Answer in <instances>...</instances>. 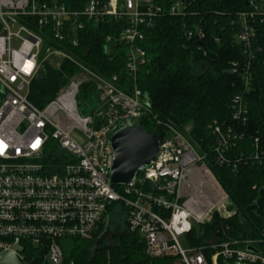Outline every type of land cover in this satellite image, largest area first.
I'll list each match as a JSON object with an SVG mask.
<instances>
[{"label": "built area", "instance_id": "1", "mask_svg": "<svg viewBox=\"0 0 264 264\" xmlns=\"http://www.w3.org/2000/svg\"><path fill=\"white\" fill-rule=\"evenodd\" d=\"M160 10L151 0H89L77 9L57 1L0 0V253L13 252L23 261L26 242L50 264H61L63 239L95 238L108 211L118 209L126 228L142 237L148 257H174L173 264H209L202 249L185 245L183 237L213 211L221 213L227 196L202 207L204 201L195 194L202 183L195 182L210 170L190 142L188 126L180 130L168 125L155 159L140 166L119 190L108 177L112 133L129 124L140 126L149 110L136 86L137 73L146 63L143 27L151 25ZM169 11L184 15L179 2ZM121 19L126 24L114 40L125 48L123 79L116 73H96L64 47L55 46L64 41L78 46L86 22ZM14 24L19 25L15 32L10 29ZM238 36L250 49L255 32L246 14L241 15ZM65 61L78 70L44 107L33 105L29 88L42 66L59 68ZM84 83L92 89L80 100ZM231 108L233 118L244 121L247 110L241 95L232 98ZM211 128L217 162L234 170L237 161H229L224 153L242 134L215 122ZM257 142L254 138L255 149ZM255 158L259 159L257 153ZM262 159L263 155L259 162ZM16 242L21 251L15 249ZM238 243L210 244L211 264H264V250ZM249 245L257 252L247 250Z\"/></svg>", "mask_w": 264, "mask_h": 264}, {"label": "trees", "instance_id": "2", "mask_svg": "<svg viewBox=\"0 0 264 264\" xmlns=\"http://www.w3.org/2000/svg\"><path fill=\"white\" fill-rule=\"evenodd\" d=\"M44 1H57L69 9H77L89 0ZM151 1L161 10L151 25L143 27L146 63L137 73L136 86L146 96L149 110L139 124L159 138L168 125L180 130L188 126L190 142L227 196L224 213L215 210L206 221L194 224L184 235L183 243L201 248L209 264L212 240H236L242 246L251 243L263 251L264 160L259 162L264 156L262 0ZM175 2H179L184 15L170 13L169 8ZM254 5L258 8L254 9ZM242 14H246V23L255 32L250 49L238 36ZM125 24L124 19L86 22L78 34V46L72 47L68 41L55 46L64 47L96 73L105 76L116 73L123 79L125 48L114 38ZM106 36L112 37L109 42ZM77 70L70 61L59 68L44 64L30 84L29 101L44 107ZM89 85L80 86V100L87 98ZM235 95H241L246 104L244 121L233 118L231 101ZM214 122L242 134L224 153L229 161H237L234 170L217 162L216 136L211 128ZM254 138H258L257 149ZM256 153L259 159L255 158ZM63 241L61 264H173L175 261L174 257H148L142 237L126 226L112 235L111 242L104 241L99 234L91 240ZM22 245L24 262L50 264L36 248H28L26 242ZM218 262L223 264L221 260Z\"/></svg>", "mask_w": 264, "mask_h": 264}, {"label": "water", "instance_id": "3", "mask_svg": "<svg viewBox=\"0 0 264 264\" xmlns=\"http://www.w3.org/2000/svg\"><path fill=\"white\" fill-rule=\"evenodd\" d=\"M110 146L113 151L112 162L109 168V182L112 185H123L135 177L140 166H147L155 159L159 151V137L152 131L136 124H129L117 129L110 137ZM264 236V230L262 232ZM218 235V232L216 233ZM212 240L209 243L214 244ZM15 249L21 251L16 242ZM249 251L257 250L249 245ZM20 260L13 252H1L0 264H30Z\"/></svg>", "mask_w": 264, "mask_h": 264}, {"label": "rangeland", "instance_id": "4", "mask_svg": "<svg viewBox=\"0 0 264 264\" xmlns=\"http://www.w3.org/2000/svg\"><path fill=\"white\" fill-rule=\"evenodd\" d=\"M19 25L14 24L10 27L11 31H17ZM18 45V41L13 38L12 40V46L16 47ZM44 48V47H43ZM92 89V86L89 85V91ZM210 170V169H209ZM202 178L205 179V184H202L201 189L208 195L209 200H214L215 198L220 199L224 197V191L221 189L220 185L217 183L216 179L214 178L211 170L210 174L209 172L207 174H202ZM117 190L120 189V185H117ZM227 201V198L225 199L223 205L220 208L221 213H224V206ZM125 226L124 222V216L118 209L109 210L106 215V220L101 224V230L99 231L100 237H103L104 241L111 242L112 235L118 232H122ZM63 247V245H62ZM64 249V247H63ZM235 262H233L234 264ZM243 264V263H241Z\"/></svg>", "mask_w": 264, "mask_h": 264}, {"label": "bare ground", "instance_id": "5", "mask_svg": "<svg viewBox=\"0 0 264 264\" xmlns=\"http://www.w3.org/2000/svg\"><path fill=\"white\" fill-rule=\"evenodd\" d=\"M203 179V178H202ZM206 179V178H205ZM205 179H203L202 181H198V180H196V182L195 183H202V184H205ZM202 184H201V186H202ZM201 186H200V189H201ZM199 192V193H198ZM196 191L195 192V194L197 195V194H199V196H200V199H202L203 201H204V203H203V208H205V207H207V206H210V205H212V204H216V203H220L222 200H223V197L222 198H220V199H217V198H215L214 200H209L208 199V195L203 191V189L201 190V191ZM200 210H201V208H199Z\"/></svg>", "mask_w": 264, "mask_h": 264}]
</instances>
